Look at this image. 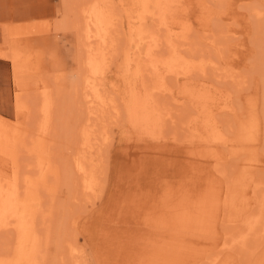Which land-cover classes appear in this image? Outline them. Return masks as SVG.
I'll list each match as a JSON object with an SVG mask.
<instances>
[{
  "label": "rangeland",
  "instance_id": "rangeland-1",
  "mask_svg": "<svg viewBox=\"0 0 264 264\" xmlns=\"http://www.w3.org/2000/svg\"><path fill=\"white\" fill-rule=\"evenodd\" d=\"M83 1L107 8L85 192L73 189L83 8L50 0L47 15L1 24L0 264H264V0ZM47 87L49 135L35 102L29 119L16 108Z\"/></svg>",
  "mask_w": 264,
  "mask_h": 264
},
{
  "label": "bare ground",
  "instance_id": "bare-ground-1",
  "mask_svg": "<svg viewBox=\"0 0 264 264\" xmlns=\"http://www.w3.org/2000/svg\"><path fill=\"white\" fill-rule=\"evenodd\" d=\"M84 5H85V1H83V0H72L73 9H75L77 7H80V9L83 8L82 9V15L80 16L81 18H78L79 21H80V19H82L81 23L78 22V24L75 25L73 27V29L76 31L77 40H79V45L82 47V50L86 49L87 52H88V59H87L86 62L83 63V69H82L83 71H79L78 70L79 71L78 73H80L81 75L75 73V75H76L75 92L77 94H79L78 98L80 99V101L78 102V104H79L78 108H79V111H80V109H82V110L84 109L87 112L88 117H87L86 121L83 120V119L81 121V126H80V129H79L80 138H79V143H78L79 146H80V151H79V155H76L78 157L75 158L77 171L82 175V178H81V180H79L78 183H77V181L74 183L73 189L75 188L76 190H79V188H82L81 191L83 190L85 192V191L89 190L90 188L92 189V186H93V183H94V180H95V175H94L95 173H93L94 172L93 168L91 167V165H89L90 166V168H89L88 165L86 164V161H87V158H88V155L86 156V153L88 152L90 147L94 146V144L97 145V143H95L96 134H95V127H94L95 126L94 118H96V119H101L102 118V116L104 114V110H105L104 106L106 104L105 103L106 102V97L103 95L102 88L99 86L97 81L93 79L94 76H95L94 67L97 64V62L99 60H101V59H99L100 55H101L100 52L102 51L101 43H98L99 45H97L95 50H93V46H92V39L94 37H97L96 33L100 32L98 29L101 28V25L103 26V24H104V19H103V10L104 9L102 10V6L99 5V4H96L94 2L92 4H90L86 8L83 7ZM79 14H80V12H79ZM108 17H109V15H108ZM81 33H82V35H80ZM103 36H105L104 33H103ZM103 39H105V37ZM17 44L12 46L10 52L6 53V54H8V56L11 58V60L13 62V68H14V73L15 74H18V72H20V69H22V67H23V65H22L23 64V60H22L23 57H22V54L20 53L19 47L18 48L16 47ZM84 53H86V52H84ZM102 55H105V54H102ZM81 57H82V55H81ZM79 66H80V64H79ZM99 67H100V65H99ZM53 94H54L53 93V89L47 87V88H43L41 91L38 90L32 96L29 95L30 97H28V98L25 97L22 93H18V97H17V101H16L17 111L21 112L24 115H26L27 119H29L31 117H35V113L36 112H37V114L39 113L41 115L42 119H41V124H40V129L39 130H40V132H42L44 134L46 133V135L50 134L49 133V128H50L51 118H52V109H53V106H54V100L53 99H55V96H53ZM37 101H38V103L36 104ZM58 101L59 100H57V102ZM31 102H35V106H36L35 110H36V112H33L30 109ZM82 104H84V106H82ZM8 126H9L8 125V120H6L5 118L0 116V133H2V135L5 136V134L7 133V130H8ZM84 154H85V156H84ZM45 165H46L45 161L44 160L41 161L39 166L36 167L37 168L36 170L38 172H42V171H44V169H46L45 173H47V168L45 167ZM54 176H56L57 179H58V174H57L56 171L54 172ZM50 192H51V190H50ZM77 194H78V192H77ZM77 194H75V195H77ZM262 201H264V200H262ZM252 216L254 217L253 214H252ZM252 216L250 215V218L249 217H247V218L252 220L253 219ZM259 216L261 218V215H259ZM260 218L258 217V219H260ZM245 223H247V222H245ZM257 223H259V222H257ZM252 224H253V222H252ZM253 226L255 228V224H253ZM244 228L246 229V232H247L246 225H245ZM241 231H243V233L245 232V230H241ZM241 231H239V232H241ZM254 232H257V234H258L259 231L258 230L256 231V229H255L253 231V233ZM247 234H250V232H247ZM233 235H235V234L233 233ZM233 235H231L232 238H233ZM250 235H252V234H250ZM236 236H237V234H236ZM245 236H246V234H245ZM245 236H244V238H245ZM241 239H242V236H241ZM231 240H229V241L232 242V243H234L235 241L237 242V240H238L239 243L238 242L237 243L240 244L239 239H237V240L234 239L235 241L234 240L231 241ZM242 242H246V241L244 240ZM227 245H228V247H234L235 246V245L233 246L230 243H228ZM237 246H239V245H237ZM235 248H237V247H235ZM216 259H217V257L211 259L207 264H213Z\"/></svg>",
  "mask_w": 264,
  "mask_h": 264
},
{
  "label": "crops",
  "instance_id": "crops-1",
  "mask_svg": "<svg viewBox=\"0 0 264 264\" xmlns=\"http://www.w3.org/2000/svg\"><path fill=\"white\" fill-rule=\"evenodd\" d=\"M50 0H0L1 24L29 21L48 14ZM4 61L0 59V66Z\"/></svg>",
  "mask_w": 264,
  "mask_h": 264
}]
</instances>
